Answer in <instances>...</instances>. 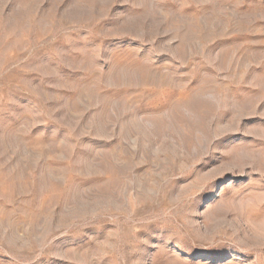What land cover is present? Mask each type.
Returning a JSON list of instances; mask_svg holds the SVG:
<instances>
[{"label":"rangeland","instance_id":"374dc122","mask_svg":"<svg viewBox=\"0 0 264 264\" xmlns=\"http://www.w3.org/2000/svg\"><path fill=\"white\" fill-rule=\"evenodd\" d=\"M0 264H264V0H0Z\"/></svg>","mask_w":264,"mask_h":264}]
</instances>
